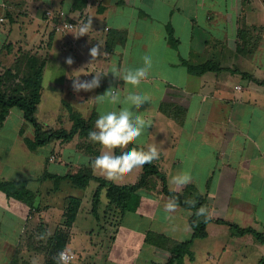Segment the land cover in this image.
<instances>
[{"label":"crops","instance_id":"1","mask_svg":"<svg viewBox=\"0 0 264 264\" xmlns=\"http://www.w3.org/2000/svg\"><path fill=\"white\" fill-rule=\"evenodd\" d=\"M61 10L71 21L92 18L88 35L77 37L78 28L56 31L57 20L50 21L47 12ZM99 44L108 55L93 60L90 49ZM146 53L152 68L139 83L111 73L143 63ZM206 63L219 70L190 72ZM40 68L37 118L54 130L73 126L70 111L62 108L66 85L76 78L84 82L96 73L105 75L99 88L73 89L69 97L74 113L92 119L93 130L100 112L130 103L128 89L148 97L142 107L133 106L151 123L139 146L156 145L160 156L155 164L168 187L183 194L194 186L206 198L212 219L207 237L193 242V250L200 248L198 262L187 257L184 264H264V242L232 228L251 229L264 238V0H0V80L6 95H15ZM15 109L0 124V183H24L32 203L0 189V264H53L61 242L73 257L70 264H161L146 243L148 233L175 242L192 237L191 211L177 205L166 210L171 198L160 186L138 192L135 212L122 215L108 207L117 215L116 223L100 225L91 208L66 225L67 204L56 210L40 203L49 175L60 173L62 179L85 169L94 178L125 186L136 184L143 169L108 177L91 166L101 146L80 136L64 148L59 141L31 148L35 129H24L29 122ZM65 118L67 125L61 123ZM43 147L50 148L49 156L39 153ZM66 150L75 152L73 162L63 158ZM28 160L37 163L29 168L24 164ZM52 163L59 165L50 169ZM180 172L189 173L192 182L172 185ZM97 187L91 180L82 189L90 192L92 207ZM102 199L108 206L104 195Z\"/></svg>","mask_w":264,"mask_h":264},{"label":"trees","instance_id":"2","mask_svg":"<svg viewBox=\"0 0 264 264\" xmlns=\"http://www.w3.org/2000/svg\"><path fill=\"white\" fill-rule=\"evenodd\" d=\"M42 70L43 69L40 68V70L34 72L32 74L33 78L30 82L25 83V87L18 86V88L14 90L15 95L13 96L6 95L3 89V82L0 80V124L5 122L7 115L12 108L21 110L25 120L35 129L34 140L29 141V146L31 148L45 146L53 141H59L61 144H69L76 136L88 138L89 130H93L92 119L86 120L72 110H70V115L73 126L70 130L45 128V125L38 120L37 111L42 98L40 93ZM218 70L219 68L212 63H206L198 68H190V72L197 75H202L208 71ZM132 146L134 145H130V147ZM114 147L117 151L120 150V146ZM142 169L143 171L140 180L136 184L125 186H118L105 179L94 178L91 171L85 169L80 173L68 174L62 177V179L70 180L75 186L81 189H84L91 180L98 182V187L93 196V214L97 221H99L98 211L103 202V195L108 201V207L118 209L120 214L123 215L138 208V202L140 200L138 192L140 190H154L160 186L161 192L174 200L177 206L191 211L189 224L193 231V235L187 241L175 242L164 235L148 233L145 240L146 243L154 247L156 254L162 258L161 264H181L185 256L191 255L190 250L194 240L207 237L206 228L207 225L212 222V219L208 216L206 198L192 185H188L183 191V194L171 190L168 187L166 176L156 166L155 161L151 164L144 165ZM0 189L9 197L19 200L27 199L28 203H32L30 192L27 190L24 183H0ZM80 206V199L70 198L67 201L65 212L66 225L74 223ZM201 208L205 209L203 215L198 214ZM217 222L226 223L223 221ZM232 228L241 234L252 233L258 240L264 242V238L251 229L242 230L235 225H232ZM65 245L64 242L59 244L57 248L58 253L64 250ZM53 264H56V260H54Z\"/></svg>","mask_w":264,"mask_h":264},{"label":"clouds","instance_id":"3","mask_svg":"<svg viewBox=\"0 0 264 264\" xmlns=\"http://www.w3.org/2000/svg\"><path fill=\"white\" fill-rule=\"evenodd\" d=\"M79 35L82 37L88 35L92 29V18L77 26ZM102 46L99 44L90 49V56L93 60L98 57L108 55L101 51ZM68 65H72L74 60L69 57L66 60ZM152 68V57L146 53L144 55V62L140 64L129 65L126 68H114L111 73L116 77L122 78L126 81L139 83L142 78H147ZM105 76L96 73L91 81L81 82L79 78L74 79L73 89L79 93L81 91L91 92L101 86V77ZM108 91L106 94H109ZM119 95L117 88L116 93L113 94L115 99ZM126 99L130 101L129 104H121L119 108L112 107L107 112H100L95 121L94 130H89L88 139L92 143L101 146L100 154L91 161L93 169H101L108 177H117L123 174L132 173L137 168H142L146 164H151L153 161L159 159L160 150L156 145H151L147 148L141 147V138L146 134L151 127L150 121L143 118V115L133 110V106L142 107L145 102H148V97L138 89H128L125 93ZM98 96V99H101ZM129 142H132V147H128ZM114 146H120L117 151ZM192 182V177L187 172H180L174 175L171 180L172 185L184 186ZM176 207L174 200L169 201L166 205V210L172 211ZM205 209L201 208L198 212L203 215ZM56 264H70L73 257L66 254V251L58 253Z\"/></svg>","mask_w":264,"mask_h":264},{"label":"rangeland","instance_id":"4","mask_svg":"<svg viewBox=\"0 0 264 264\" xmlns=\"http://www.w3.org/2000/svg\"><path fill=\"white\" fill-rule=\"evenodd\" d=\"M71 85H73V82H69L66 85V86H68V87L65 88V93H66L65 94V99H66L67 102L64 103V106L62 108V109L68 110V111H70V110L73 111V104L69 100V97L73 94L72 93L73 87ZM15 110L18 111V109H15ZM61 123L63 125L69 124L68 119H66V118L64 120L62 119ZM29 126L32 127V125H30V123H27V125L24 126V129H27V127H29ZM45 128L51 129V127L49 125L48 126L45 125ZM62 146L64 148L65 144H63ZM41 151H42V153H46V156L50 155V148H48V147L41 148L39 150V153H41ZM55 153L59 154V150L56 149ZM74 153L75 152L69 151V150H66L64 152L63 158L67 161V163L68 162H73V154ZM57 157L60 158L59 155H57ZM29 161L30 160L25 161V163H24L25 166L29 165L30 166L29 168H31L32 166L36 165V163H37V161H35V162H33L32 160L30 162ZM58 165H59L58 163H52L50 165V169L52 167H57ZM37 168L38 167H35V170H37ZM64 170H66V169L64 168ZM135 171H138V170H134L132 173H129V174L130 175H133V174L135 175L137 173ZM56 174H59V175H49V179L46 180L47 194L45 193L43 195V198L40 199V203L41 204H44L45 202L46 203H50V204L53 205L52 207H54L56 210H59L61 208L64 209V206L67 204V201L70 198H77V199L81 198L82 202H81V206H80V209H79V212L80 211L81 212H80L79 216L82 217L83 215H88L87 213H89L91 211V208H93L92 207V199L90 198V196H91L90 192L88 190L85 191V190H82L81 188L76 187L72 182H70V180L68 181V179H60V178H58V176H61L60 173H56ZM52 176H54V177H52ZM50 177H51V179H50ZM25 202H27V199L25 200ZM138 204H140V200H139ZM137 209H134V210H137ZM134 210L131 211V212H135ZM98 217H99V221H101V223H103V224L100 223V225H108V224H112V223H116L117 222V220H116L117 219V215L115 214V212H113V210L109 209L108 206H105L103 204V202L101 203V206L99 207ZM93 218L95 219V222H96L95 216ZM89 219H91V217H89ZM94 219H92L93 222H94ZM80 220H82V219H80ZM96 236H98V235H96ZM199 251H200V248L199 249L196 248V249L193 250V245H192L191 250H190L191 255L185 256L183 261L181 262V264L185 263V259L187 257L189 259H191V261L194 260L197 263L198 259H199V258H197L198 255H199Z\"/></svg>","mask_w":264,"mask_h":264},{"label":"built area","instance_id":"5","mask_svg":"<svg viewBox=\"0 0 264 264\" xmlns=\"http://www.w3.org/2000/svg\"><path fill=\"white\" fill-rule=\"evenodd\" d=\"M69 16L70 15H68V13L63 10L59 11L56 14L52 11L47 12V17L50 21L57 20V22L54 23L56 31H73L78 28V25L85 22L84 19L75 21L68 20ZM66 254L72 257V255H70V253L67 251Z\"/></svg>","mask_w":264,"mask_h":264}]
</instances>
